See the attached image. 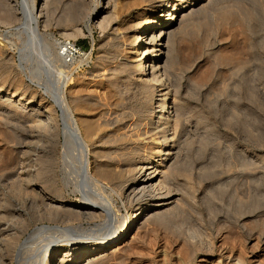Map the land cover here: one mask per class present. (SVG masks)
Instances as JSON below:
<instances>
[{"label": "rangeland", "instance_id": "obj_1", "mask_svg": "<svg viewBox=\"0 0 264 264\" xmlns=\"http://www.w3.org/2000/svg\"><path fill=\"white\" fill-rule=\"evenodd\" d=\"M94 1L32 0L37 41L21 0H0V264H34L44 250L71 264L78 238L92 241L80 264H264V0H185L155 84L133 69L132 31L169 0H102L90 17ZM64 40L82 52L70 63ZM143 165L161 170L158 184L139 187ZM81 175L100 183L111 215ZM167 196L120 247L98 250L102 232Z\"/></svg>", "mask_w": 264, "mask_h": 264}, {"label": "bare ground", "instance_id": "obj_2", "mask_svg": "<svg viewBox=\"0 0 264 264\" xmlns=\"http://www.w3.org/2000/svg\"><path fill=\"white\" fill-rule=\"evenodd\" d=\"M185 2H186L185 0H169L165 4L164 11H162V10L159 11L156 15H154V17L149 18L147 21H143V22L141 21L142 23L139 22L140 24L138 23V26H137V27H139V29H137V31L136 30L132 31V33H133L132 36H133V38H135L134 39L135 42L132 40L133 38L131 40L135 44L133 46V49H130L131 51L129 49L128 50L130 53L133 54L132 57H130L133 62L137 60L138 56L141 57V62L139 61L140 60L139 59L138 61H136L138 63L134 65L135 68L132 66L133 69H135V71L137 72L138 77L140 79L146 78L147 80L152 81L153 82L152 84H155L157 82H161L160 80H162V79H160V77H161L160 73L158 71H156L155 69L158 70V68H157V67H159L158 60L160 58V55L162 54V49L164 47V44H163L164 41L163 40L167 38V33H169L168 28L170 27V25H169L168 21L178 19L179 15H180V14H178V11L185 8L184 7ZM94 4L95 5H94V8L92 9L90 17L95 15V13L103 7L102 0H96V1H94ZM20 5H21L20 10H21V13H22L23 18H24L23 27L27 31L28 36L30 37L31 40H35V39L37 40V38L41 37V34L39 33L38 28H37L36 9L34 8V6L32 4V0H21ZM145 18H147V17H145ZM154 41H155V45L150 46V44H153ZM58 44L60 45L59 48H61V41L58 42ZM63 61H64V59H63ZM155 62H157V64H158V65L156 64V68L154 66ZM160 66H161V64H160ZM55 91L53 92L52 95H54V99H55L54 101H56V104L62 110L60 118H62L64 128L67 130V133L70 136L71 140L73 141V143H75V146L78 148V150L81 151V154L84 157V151H86V143L82 139V137L79 133V130L76 126L75 120L72 118L71 114L68 111V108L65 106V103L63 102L61 94H59L58 91L55 93ZM28 110H31V111L35 110V107L30 106L28 108ZM159 151H160V148H159ZM164 154H167V153H164ZM151 161H156V159L153 158V160H151ZM82 165H83V162H82ZM144 165L140 168L141 170L139 171L140 172L139 174H141V176L138 180L139 183H143L142 186H139L140 188L142 187L143 189L150 184H153V185L158 184L160 180H155V179L161 172V170L160 171L156 170L157 167H155L154 165H149V167H146ZM86 170L87 169L84 170V166H83V168L82 167L80 168L81 172L82 171L85 172ZM146 170H148V171H146ZM83 175H81L82 180H83V185L88 187L90 195L92 196L93 200H95V203H93V204L98 205V209L106 211L108 214H110L109 213L110 212L109 201L98 190L100 188V185H99L100 183L98 184V182H96V183L90 185L89 183H87V181L84 180ZM169 197L168 196L167 197H160L157 200L150 201L143 208L137 210L134 214H132V217L129 220L125 221L121 228L115 227L114 230H112V231L108 230L105 232H102L103 230L102 231L98 230V231L102 232V236L98 238L99 241H97V243H96L97 239H94L95 240L94 244L99 247L98 250H110L113 248L116 249V248L120 247V245H122V243L125 242L127 235L129 233V227L133 224L135 219L138 218V216L141 214L143 216L145 213L152 210L153 208L162 207L168 203H171L172 201L170 199H168ZM110 215L108 217L111 219ZM60 227L56 226V225L55 226H47L46 225V226L40 227L38 230L56 232V231L62 230ZM68 229H72V227L70 228V226H68L67 229H65L66 231H68V233H70V236L77 237L79 235V233H77L76 230L73 231V229L72 230H68ZM92 231L95 232V230H92ZM78 232H80V231H78ZM36 233H37V231H36ZM110 233H112V234L115 233V234L112 237H110L109 236ZM75 240L76 241H74L71 244L72 247H70V248L72 250H78L79 252L74 257L71 264H80L81 262H83V261H81V260H83L82 254L87 252V251H83V250L87 249L88 248L87 245L89 243H91L92 241L80 240V238L75 239ZM94 244H93V246H94ZM80 245H84V246L80 247ZM40 255L36 256V261L33 262L34 264H46V262L49 264H64V261H62V260H59L58 263L56 262V260H57L56 258L58 257L57 256L58 253L56 251L45 252V250H44L43 256L41 255V257H40ZM96 255H97V253L96 254L93 253L84 260L85 261H91V262H92V260L95 261V259L96 260L99 259V258H97ZM63 256H65V254H63ZM99 257H100V255H99ZM60 259H62V258L60 257Z\"/></svg>", "mask_w": 264, "mask_h": 264}, {"label": "built area", "instance_id": "obj_3", "mask_svg": "<svg viewBox=\"0 0 264 264\" xmlns=\"http://www.w3.org/2000/svg\"><path fill=\"white\" fill-rule=\"evenodd\" d=\"M82 52L75 42H70L69 40L61 41V48L59 50V57L64 63H70L76 56L80 55Z\"/></svg>", "mask_w": 264, "mask_h": 264}]
</instances>
